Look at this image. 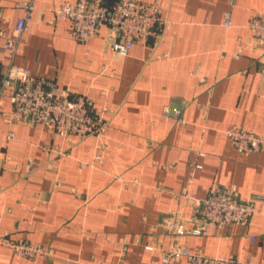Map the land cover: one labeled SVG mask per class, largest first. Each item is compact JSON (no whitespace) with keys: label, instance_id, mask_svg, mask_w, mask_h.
<instances>
[{"label":"crops","instance_id":"0c3cea01","mask_svg":"<svg viewBox=\"0 0 264 264\" xmlns=\"http://www.w3.org/2000/svg\"><path fill=\"white\" fill-rule=\"evenodd\" d=\"M23 1L36 10L13 63L91 96L106 128L69 139L39 123H9L4 92L0 237L39 243L49 254L20 257L0 243V264H159L157 250L171 241L164 222L196 217L190 199L215 187H233L241 199L264 196V51L249 28L252 17H264V0H143L156 1L167 24L125 56L113 53L108 25L84 44L73 41L69 21L53 16L63 0H0V72ZM165 109H179V118ZM230 127L256 133L260 150L240 154L224 133ZM180 241L205 255L264 264V209L245 225Z\"/></svg>","mask_w":264,"mask_h":264},{"label":"built area","instance_id":"2783aa9c","mask_svg":"<svg viewBox=\"0 0 264 264\" xmlns=\"http://www.w3.org/2000/svg\"><path fill=\"white\" fill-rule=\"evenodd\" d=\"M15 6L21 9V14L16 19L11 36L5 40L4 47L11 56L8 66L0 72V101L4 92L10 90L11 108L4 113V119L9 123H39L69 139L102 136L106 120L94 110L91 96L57 89L51 81L30 75L26 69L13 63L19 39L28 31L36 10L31 1ZM53 16L54 19L69 21L70 38L80 44L96 36L101 26L108 25L115 37L112 51L120 56L127 55L136 43L145 45L151 39H157L167 24L159 4L143 0H114L110 3L105 0H63L53 9ZM223 25H232L230 12L224 14ZM249 28L254 42L264 51V17H252ZM164 114L178 119L180 110L169 112L165 109ZM224 133L242 155L259 151L263 143L256 133L240 127L227 128ZM185 197L188 199V194ZM190 201L195 207L196 217L186 221L171 216L164 222V227L171 233V241L166 249L157 250L159 264H172L181 258L189 264H260L252 259L205 255L186 247L180 237L184 234H217L231 223L245 225L253 214L263 211L264 196L255 194L241 199L233 187H215L208 189L204 196ZM187 222H192V226L187 227ZM0 243L20 257L33 259L49 254L41 244L24 239L2 236Z\"/></svg>","mask_w":264,"mask_h":264}]
</instances>
